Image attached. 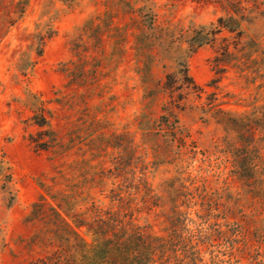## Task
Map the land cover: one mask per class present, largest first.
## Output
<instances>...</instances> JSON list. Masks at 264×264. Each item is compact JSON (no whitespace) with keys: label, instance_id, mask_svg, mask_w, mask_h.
Returning <instances> with one entry per match:
<instances>
[{"label":"rangeland","instance_id":"obj_1","mask_svg":"<svg viewBox=\"0 0 264 264\" xmlns=\"http://www.w3.org/2000/svg\"><path fill=\"white\" fill-rule=\"evenodd\" d=\"M16 1L0 0V264H34L46 256L45 241L40 244L38 237L44 233V223L33 222L34 216H29L32 203L43 192L40 181L51 185L52 191L77 195L79 201L81 188L88 186L86 192L100 198V188L90 180L100 174L102 167L106 176L119 173L121 179L143 174L160 193V183L166 179L195 178L197 184L204 182V191L219 196L220 206L230 208V220L239 221L246 229V242L238 245L232 257L219 255L225 261L223 264H264V195L253 192L234 176L235 133L224 130L210 113H203L193 105L175 110L188 144L186 150L179 148L178 141L167 144L163 136L145 132L151 125L143 122L162 114L161 106L167 98L159 93L157 82L165 73L175 70V63L170 58L159 57L151 64L152 80L147 87L133 68L130 36L122 41V51L114 53L109 43L105 44L104 55L110 54L112 65L103 67L105 74L99 82L104 87L96 89L91 101L96 105L100 101L104 103L101 109H94L98 110L99 123L93 125L86 118L87 106L82 100L77 99L73 109L51 102L48 106L54 110L52 127L66 150L58 156L52 151L34 150L28 135L35 134L38 128L28 126L30 121L24 122L32 115V103L25 91L28 88L48 101L55 97L58 88L71 95L70 89L63 87L65 79L57 70V62L69 55L68 33L88 15L102 14L106 0H73V5L69 0H28L27 10L20 18ZM155 1L161 19L170 17L184 29L192 24H207L223 14L219 3L214 2ZM240 2L249 8L243 29L264 40V0ZM47 18L57 33L47 42L34 68L23 76L17 66L18 59L28 49L36 23ZM113 20L123 25L127 17ZM92 50L98 58L101 56L95 44ZM212 56V49L203 46L188 58L191 76L206 93L216 92L220 101L227 102L223 107L237 112L264 107V98L256 87L261 80L252 82V74L244 77L236 68H228L218 74L222 77L217 87L206 85L216 76L209 61ZM151 94L159 96L153 99ZM260 111L264 112V108ZM136 117L139 118L135 121ZM146 134H150L148 139ZM84 178L90 183H84ZM112 186L111 180H107L103 194H108ZM200 189L203 191V187ZM80 208V205L75 207Z\"/></svg>","mask_w":264,"mask_h":264},{"label":"trees","instance_id":"obj_2","mask_svg":"<svg viewBox=\"0 0 264 264\" xmlns=\"http://www.w3.org/2000/svg\"><path fill=\"white\" fill-rule=\"evenodd\" d=\"M201 1L219 3L223 14L207 24H192L184 29L170 17L161 19L155 0H106L102 14L92 13L76 24L66 41L69 55L57 62V70L65 79L63 87L69 88L71 95L58 88L55 97L48 101L28 88L25 91L32 103V115L24 122L30 121L28 126L38 128L35 134L28 135L34 150L52 151L55 156L66 150L52 127L54 110L48 106L51 102L73 109L76 100H82L87 106L86 118L93 125L99 123L98 110L94 109L104 103L96 105L91 101L96 89L104 87L99 82L105 74L103 67L112 65L110 54L104 55L105 44L109 43L114 53L122 51V41L130 36L133 68L147 87L152 80L151 64L159 57L175 63V70L157 82L159 93L167 96L161 106L162 114L143 122L151 126L142 129L163 136L167 144L178 141L179 148L186 150L188 144L175 110L193 105L210 113L224 130L237 137L232 157L235 178L264 195V112L260 111L264 107L252 112L223 107L227 102L220 101L216 92L206 93L188 68V58L199 48L209 46L213 51L209 61L216 76L206 85L217 87L222 77L218 74L236 68L240 76L252 74V82L261 80L256 87L264 98V40L243 29L249 8L240 0ZM68 3L73 5V0ZM15 5L20 18L27 10L28 0H17ZM114 17H127V22L120 25ZM56 33L49 18L36 23L28 49L17 63L23 76L34 68L36 59ZM94 44L101 54L99 58L93 54ZM158 96L151 94L153 99ZM149 136L146 134L147 139ZM104 171L102 167L100 174L90 180L100 188V198L86 192L89 186L81 188L79 201L77 195L52 191L51 185L39 182L43 192L32 203L29 216H34L33 222L44 223V233L38 237L40 244L45 241L46 256L34 264H223L220 254L232 257L238 245L246 242L244 226L230 220V208L220 206L219 196L204 191V182L197 184L195 178L186 179L188 185L184 178L166 179L160 183V193L143 174L121 179L119 173L106 176ZM107 180L113 186L105 195ZM90 181L85 179L84 183ZM79 205L81 208L76 210Z\"/></svg>","mask_w":264,"mask_h":264}]
</instances>
